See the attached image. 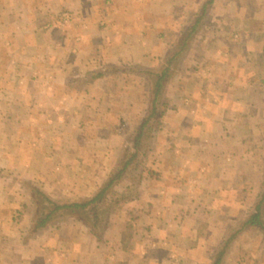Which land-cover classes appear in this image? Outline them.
I'll return each instance as SVG.
<instances>
[{"label": "crops", "instance_id": "obj_1", "mask_svg": "<svg viewBox=\"0 0 264 264\" xmlns=\"http://www.w3.org/2000/svg\"><path fill=\"white\" fill-rule=\"evenodd\" d=\"M203 1L0 0V264H212L264 192V78L238 86L201 31L165 85L152 194L101 237L71 220L36 230L32 202L34 187L94 193L144 113L148 71ZM252 232L223 264H243Z\"/></svg>", "mask_w": 264, "mask_h": 264}, {"label": "trees", "instance_id": "obj_2", "mask_svg": "<svg viewBox=\"0 0 264 264\" xmlns=\"http://www.w3.org/2000/svg\"><path fill=\"white\" fill-rule=\"evenodd\" d=\"M216 0H204L189 18L183 34L171 47L158 69L149 70L151 78L142 117L133 125L115 165L91 196L72 200L56 199L41 188L34 187L32 202L40 210L36 230L61 225L68 221L84 224L95 235L102 236L107 225L131 202L142 198L148 181L160 179V172L151 164L155 158V135L163 127V115L168 103L165 85L174 73V65L185 55L193 39L211 18ZM148 97V98H147ZM153 159L152 161H150ZM264 233V192L252 211L234 224L215 249L212 264H223L231 244L245 230L257 229Z\"/></svg>", "mask_w": 264, "mask_h": 264}, {"label": "rangeland", "instance_id": "obj_3", "mask_svg": "<svg viewBox=\"0 0 264 264\" xmlns=\"http://www.w3.org/2000/svg\"><path fill=\"white\" fill-rule=\"evenodd\" d=\"M192 10L194 9L187 10V13L189 12L187 21L195 13ZM185 27L183 26V29ZM200 31L202 34L198 44L204 43L205 45L202 46H206V51L209 54L215 51H221L219 54H223L225 51L228 53V57L225 58L226 63L229 61L232 65V71L228 77L238 86L249 84V82H258L264 78V0H216L210 20ZM209 35L213 37L208 42ZM259 62L263 68L261 67V70L257 71V67L254 66ZM176 64L178 65L175 67V75L178 76L179 62ZM217 69L219 72L221 64L217 66ZM171 85L173 86L172 90L177 92L178 88L175 83H171ZM236 90L243 91V88L237 87ZM153 157L158 158L155 154ZM150 161L153 163V159ZM151 165L153 167L155 161ZM157 179L148 181L144 188L143 197L146 199L147 195H151L153 190L158 187ZM114 219L110 221L107 228L113 229L111 226ZM258 229L260 228L254 229V232L247 235L252 246L250 251L246 252L247 256L244 257L246 259L243 264H264V233Z\"/></svg>", "mask_w": 264, "mask_h": 264}]
</instances>
